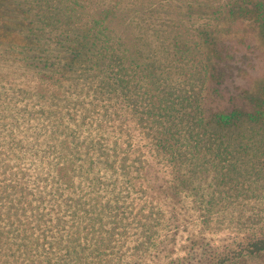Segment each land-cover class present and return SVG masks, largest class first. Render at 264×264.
<instances>
[{"label":"trees","instance_id":"trees-1","mask_svg":"<svg viewBox=\"0 0 264 264\" xmlns=\"http://www.w3.org/2000/svg\"><path fill=\"white\" fill-rule=\"evenodd\" d=\"M259 18L264 0H0V264H38L26 260L45 254L33 226L77 223L86 189L108 206L97 190L118 176L172 210L187 195L202 205L219 171V193L237 197L264 123V84H252L258 54L237 24ZM8 89L45 116L52 106L33 137L11 122ZM163 167L168 176L149 183ZM204 231L165 264L264 255V223L247 236Z\"/></svg>","mask_w":264,"mask_h":264},{"label":"rangeland","instance_id":"rangeland-1","mask_svg":"<svg viewBox=\"0 0 264 264\" xmlns=\"http://www.w3.org/2000/svg\"><path fill=\"white\" fill-rule=\"evenodd\" d=\"M237 27L246 42L256 47L258 54L256 62L259 66L254 68L257 74L252 84L256 81L264 84V22L259 18L255 25L253 21L245 19ZM8 92L10 99H13V90L8 89ZM89 98H95L93 88ZM51 109L52 106L47 105L45 116V111L37 110L35 102L26 97L15 100L9 106L8 113L11 122L18 120L23 123L33 137L39 123L48 119ZM256 130L258 138L253 139L256 142L253 149L256 161V167L252 170L254 175L237 181V197L219 193V189H222L219 185L222 183V174L219 171L201 190L202 205L193 202L194 195H187L184 205L176 203L172 210V205L165 198L154 193L148 195L146 192H138L126 176H118L117 181L106 183L108 188L97 190V197H110L108 206L93 205L89 201L91 193L86 189L84 205L79 211L81 218L77 223L67 224L51 218L46 225L35 224L33 236L39 239L33 241V244L39 245L38 249L44 247L45 254H34L26 260L34 259V263L38 264H73L75 261L81 264H165L178 253L180 256L185 255L191 241L198 239L196 234L199 230L200 233L205 230L204 233L210 236L218 234L220 237H227L232 232L247 236L260 231L264 223V177L260 173L264 169V123L257 124ZM147 162L148 158L145 159ZM163 168L165 171H159L156 177L151 176L149 183L155 182L156 178H164L166 174L168 176L170 167ZM101 170L106 175L110 169L103 167ZM100 177L104 180L112 179ZM49 186L48 197L50 195L58 200L52 184ZM71 211L67 209L66 214H71ZM173 211L178 220L170 219L169 215ZM43 231L45 234H41ZM231 264H264V255L251 262L237 260Z\"/></svg>","mask_w":264,"mask_h":264}]
</instances>
